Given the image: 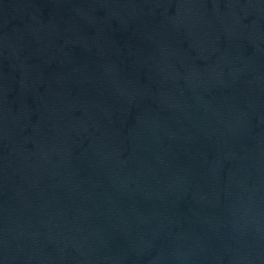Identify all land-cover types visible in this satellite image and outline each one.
<instances>
[{"label":"water","instance_id":"obj_1","mask_svg":"<svg viewBox=\"0 0 264 264\" xmlns=\"http://www.w3.org/2000/svg\"><path fill=\"white\" fill-rule=\"evenodd\" d=\"M0 264H264V0H0Z\"/></svg>","mask_w":264,"mask_h":264}]
</instances>
